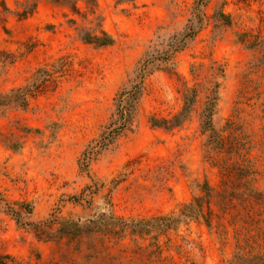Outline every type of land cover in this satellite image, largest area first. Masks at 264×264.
Wrapping results in <instances>:
<instances>
[{"label": "rangeland", "instance_id": "rangeland-1", "mask_svg": "<svg viewBox=\"0 0 264 264\" xmlns=\"http://www.w3.org/2000/svg\"><path fill=\"white\" fill-rule=\"evenodd\" d=\"M5 3L0 254L11 264H264V0L200 5L201 28L169 62L156 63L130 126L105 144L99 134L116 93L195 18V0ZM23 9L33 10L20 16ZM101 31L111 44L83 40ZM16 88H25V106L9 95ZM190 89L195 100L181 125H151V116L176 114ZM210 98L215 127L232 123L245 136L255 170L242 179L252 177L246 187L238 172L217 166L224 152L207 149L200 113ZM194 196H202L208 226L197 218L146 233L120 223L58 233L66 221L106 220L109 209L121 219L177 215Z\"/></svg>", "mask_w": 264, "mask_h": 264}, {"label": "trees", "instance_id": "trees-1", "mask_svg": "<svg viewBox=\"0 0 264 264\" xmlns=\"http://www.w3.org/2000/svg\"><path fill=\"white\" fill-rule=\"evenodd\" d=\"M207 0H195V6L193 9L194 19H190L189 23L186 24L182 33L175 34L171 37L168 43V48L158 54H149L140 62L135 70L133 78H131L128 84L122 86L114 97V109L110 116L109 122L103 127L99 134V141L102 144L105 142L112 143L113 140L125 129L130 126L135 113L136 103L142 90L144 78L150 74L155 68L157 62L167 63L171 58V54L177 50L182 49L187 40H190L195 33L202 26V13L201 9H198L200 5L205 3ZM33 9H23L18 14L25 16L30 13ZM75 10V9H72ZM8 13L10 9L6 6L5 0H0V13ZM224 22L229 21V17L225 13H218L217 15ZM83 40L89 43H94L97 46L109 45L112 43L111 37L104 31L97 34H86ZM170 65H173V61H170ZM165 67H167L165 65ZM25 88H16L10 90V94L20 95L19 104L25 106ZM7 95L0 96V103H3L2 98ZM195 100V91L190 89L186 91L183 96V104L181 109L170 118H156L151 116L149 121L152 126H160L167 130L179 126L184 122L191 111L192 105ZM214 99L210 98L204 105L200 113V125L202 131L206 134L205 144L209 152H224L225 157L221 164H217L219 168L231 169L233 172H238L237 177L238 183L247 186L248 182L252 180V177L242 180L248 174L255 172L252 168L250 160L245 156V136L241 130L227 123L224 126L215 127L213 122V115L215 113ZM247 142V141H246ZM247 149V148H246ZM244 150V152L242 151ZM245 161L249 162L245 164ZM231 170H227L230 173ZM205 195L208 196L210 191L209 185L205 182ZM110 203L108 202V206ZM108 219L100 220L96 219H85L83 222L79 221H66L65 224L58 229L59 235L74 236L79 235L83 232H89L93 229H97L103 226H117L121 224L120 228L125 229L130 227L135 232L146 233L150 229L162 231L168 228H173L179 221L187 219L202 218L205 224L209 225V219L207 213L202 209V196H194L192 201L186 203L177 215L168 216H154L147 219H121L114 216L110 209L108 211ZM104 213H99L98 217L103 216ZM150 225V226H148ZM65 228V229H64ZM12 257L8 254H0V264H11Z\"/></svg>", "mask_w": 264, "mask_h": 264}]
</instances>
